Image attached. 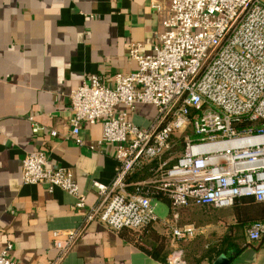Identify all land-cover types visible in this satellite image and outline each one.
Returning <instances> with one entry per match:
<instances>
[{"label":"built area","instance_id":"2783aa9c","mask_svg":"<svg viewBox=\"0 0 264 264\" xmlns=\"http://www.w3.org/2000/svg\"><path fill=\"white\" fill-rule=\"evenodd\" d=\"M154 9L163 28L155 55L142 56L135 45L137 72L118 73L111 85L90 74L70 94L67 139L82 147V125L101 123L99 144L116 147L112 182L92 184L98 203L86 207L73 172L52 168L47 150L22 162L24 184L63 190L86 210L78 229L54 233L58 255L50 264H60L92 223L114 232L155 224L161 200L170 201L176 218L187 208L264 202V0H171ZM140 105L156 110L146 127L131 119ZM120 107L125 110L117 113ZM40 131L34 125L33 134ZM142 172L147 177L133 181ZM166 225L173 248L200 233L191 225ZM247 236L261 241L264 223L252 225ZM12 249L0 253V264H15ZM167 264L186 263L174 256Z\"/></svg>","mask_w":264,"mask_h":264},{"label":"crops","instance_id":"0c3cea01","mask_svg":"<svg viewBox=\"0 0 264 264\" xmlns=\"http://www.w3.org/2000/svg\"><path fill=\"white\" fill-rule=\"evenodd\" d=\"M170 2L0 0V253L12 244L9 255L15 264H50L58 255L54 233L78 229L86 215L63 190L24 184L22 162L30 153L47 150L52 168L73 172L86 207L98 203L92 184L112 182L118 168L116 147L99 144L101 123L82 125V147L67 139L73 117L70 94L90 74L111 85L116 74L137 72L132 47L139 46L142 56L155 55L163 28L154 5L168 8ZM155 114L154 107L140 105L131 119L146 127ZM34 125L41 129L36 135ZM146 175L142 172L133 181ZM214 210L227 217L209 226L205 260L191 259L202 249L200 239H194L200 240L194 242L199 248H184L190 264H215L221 256L229 264H264V237L250 242L244 226L251 214L239 218L234 207ZM133 238L127 231L92 223L60 264H167L172 258L168 248L161 259L154 258L141 248L153 250V241Z\"/></svg>","mask_w":264,"mask_h":264},{"label":"rangeland","instance_id":"374dc122","mask_svg":"<svg viewBox=\"0 0 264 264\" xmlns=\"http://www.w3.org/2000/svg\"><path fill=\"white\" fill-rule=\"evenodd\" d=\"M171 209L172 208H171L170 201L161 200L160 202H158V205L156 208V214L158 216L159 221H157L154 224L153 228H155L154 229L156 230L155 232H157L160 236L165 237V239L168 241L167 245H168V250L171 254V257H174V256L180 257L185 262L187 260L186 264H190V262L188 261V258L193 257L191 259L193 260L195 259L197 261L202 257L203 254L205 255L210 252L209 250L204 248L205 246H208L210 243L208 239L209 237L206 239L208 230L212 229L209 226L216 225L220 219L227 217V214L224 211L218 212V211L211 210L210 212L209 208H187V209L180 210L176 218L175 214L171 211ZM166 221L173 224V226H179V227L186 226V225L194 226L200 232L196 238L200 239L201 241L197 239L194 240L195 239L194 238V239L185 241V243L178 242L173 248L170 244L171 242V238L169 235L170 228L168 225H166ZM200 236H202L203 238ZM199 241L202 243V249L198 250L201 252V254L199 252V254L195 255V257H194V254H191V257L186 255L184 248L189 249V252H191L193 248H199L200 244L194 243V242H199ZM169 245L171 247H169ZM183 251L185 252V254ZM175 253H179V254L175 255Z\"/></svg>","mask_w":264,"mask_h":264},{"label":"trees","instance_id":"16d2710c","mask_svg":"<svg viewBox=\"0 0 264 264\" xmlns=\"http://www.w3.org/2000/svg\"><path fill=\"white\" fill-rule=\"evenodd\" d=\"M137 176V175H136ZM143 177H140L142 179ZM133 180H138L136 177H134ZM250 201L248 204H244V200H238L236 204L234 205V211L236 215L240 218L243 213L244 214H251L250 220L246 223H244V226L247 228V230L254 224L257 223H264V202H257L254 199H249ZM214 210L213 208H209V211ZM215 211V210H214ZM153 225L151 224L142 230L139 231H133L128 228L123 229L121 232L127 231L129 234L133 235V239L138 240V243L140 239L147 238L148 240H151L155 243L153 250L149 251L145 247H141L144 251L150 253L154 258L161 259V257L166 253L167 251V240L165 237L160 236L155 230L153 229ZM219 255V253H215V256ZM214 256V257H215ZM207 257L202 256V259L205 260ZM211 258L210 260H212ZM185 262V261H184ZM186 263V262H185ZM202 263V262H201ZM198 263V264H201Z\"/></svg>","mask_w":264,"mask_h":264},{"label":"water","instance_id":"95a60500","mask_svg":"<svg viewBox=\"0 0 264 264\" xmlns=\"http://www.w3.org/2000/svg\"><path fill=\"white\" fill-rule=\"evenodd\" d=\"M215 264H229V260L228 258H226L225 256H221L216 262Z\"/></svg>","mask_w":264,"mask_h":264}]
</instances>
